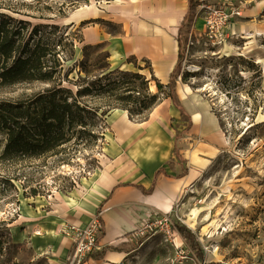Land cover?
<instances>
[{"label": "rangeland", "instance_id": "rangeland-1", "mask_svg": "<svg viewBox=\"0 0 264 264\" xmlns=\"http://www.w3.org/2000/svg\"><path fill=\"white\" fill-rule=\"evenodd\" d=\"M208 1L236 8L241 16L233 18L218 39L199 22L184 44L182 28L183 57L174 80L177 101L178 88L194 118L210 127V136L183 140L191 121L181 113V123L171 126V133H176L175 157L182 167L190 165L193 180L183 188L169 222L155 224L162 216L154 217L132 238L131 252L122 264H264V0ZM169 5L181 14L186 0H0V13L33 26L57 25L68 35L72 47H65L61 56L69 60L61 75L82 60L93 66L92 76L104 66L106 72L138 71L149 80L150 93L162 100L168 83L154 77L147 60L129 54V43L139 30L142 35L144 29L168 19ZM198 17L202 20L199 13ZM246 52L249 58L241 55ZM106 53L111 59L104 60ZM77 78V69L68 75L72 83ZM45 86L0 88V102L25 100ZM104 119V139L91 149L81 146L75 154L67 150L38 160L0 162V264H68L70 245L63 231L74 225L68 221L80 218L71 207L79 202L80 187L88 189L100 172L108 145L121 151L119 141L136 136L137 121L127 113L116 109ZM218 131L227 144L219 143ZM179 227L190 237L180 235ZM180 244L188 254L176 249Z\"/></svg>", "mask_w": 264, "mask_h": 264}, {"label": "trees", "instance_id": "trees-1", "mask_svg": "<svg viewBox=\"0 0 264 264\" xmlns=\"http://www.w3.org/2000/svg\"><path fill=\"white\" fill-rule=\"evenodd\" d=\"M187 1V13L177 37V64L170 74L169 91L165 98H169L181 115L190 121L184 107L177 101L174 80L183 57L180 31L182 28L186 30L183 37L185 44L193 29L198 5L195 0ZM58 28L57 25L33 26L28 21L0 13V88L30 83L46 85L25 100L0 102L2 163L38 160L66 153L67 150L68 154H75L81 146L91 149L99 139H104V118L111 111L122 110L130 119L142 122L161 101L157 95L150 93L149 80L138 71L106 72L104 66L97 68L100 74L92 76L89 68L93 66L82 60L61 75L63 64L69 61L61 56H64L65 47L71 49L72 42H68V35L60 33ZM106 59H109L108 53L104 56ZM76 69L78 78L72 83L68 75ZM81 73L85 76L81 77ZM61 76L64 80L59 78ZM62 82L68 86H63ZM70 85L75 89H71ZM96 102L100 105H94ZM178 232L185 239L191 235L185 227H179ZM191 244L197 251L198 244L192 237ZM107 250L123 251L122 248L107 247L103 252ZM103 252L96 253L92 258L101 259ZM197 253L200 257L201 251Z\"/></svg>", "mask_w": 264, "mask_h": 264}, {"label": "crops", "instance_id": "crops-1", "mask_svg": "<svg viewBox=\"0 0 264 264\" xmlns=\"http://www.w3.org/2000/svg\"><path fill=\"white\" fill-rule=\"evenodd\" d=\"M169 6L171 14H168V19L144 29L142 35L137 30L134 42L132 39L129 43V54L147 60L154 77L164 84L168 83L177 64V37L187 13L188 1L186 0V7H183L181 14H178L176 8ZM199 22L202 23V20L196 9L191 33L198 30ZM176 92L179 104L185 111L189 110V106L179 97L178 88ZM167 99L170 105L165 115L153 120L148 116L145 127H139L140 122H137L135 138L131 137L126 142L119 141L121 151L108 145V151L102 155L100 172L96 173L88 189L85 188V195L78 196L79 202L71 206L80 218L72 219L67 224L84 227L99 214L103 229L96 253H102L107 247L123 250L104 251L101 259L90 257L83 264H122L131 252L129 242L132 238L142 233L149 220L170 213L183 188L192 182L193 172L190 165L182 167L173 152L177 141L175 142L176 133L173 130L171 133V126L179 125L181 117L180 111ZM194 107L196 108L193 105ZM188 112L191 126L184 132L182 139L210 136L211 130L207 123L203 120L200 124L191 111ZM120 127L122 130L123 124ZM213 127L215 129V125ZM150 189L152 190L147 194ZM68 208L67 206L66 209Z\"/></svg>", "mask_w": 264, "mask_h": 264}, {"label": "built area", "instance_id": "built-area-1", "mask_svg": "<svg viewBox=\"0 0 264 264\" xmlns=\"http://www.w3.org/2000/svg\"><path fill=\"white\" fill-rule=\"evenodd\" d=\"M197 1V12L202 16V23L210 37L218 39L224 36L230 21L235 17H240L241 13L236 8L222 7L218 4H213L208 0ZM192 43H190L191 45ZM169 214L163 215L158 220H154L155 224H162L169 222ZM147 227V224L144 228ZM103 225L99 215H96L84 227L76 225H68L63 233L69 240L70 255L67 258L68 264H83L87 259L92 257L98 250V240L102 232ZM180 246H176L181 254H188L183 252ZM183 250V251H182Z\"/></svg>", "mask_w": 264, "mask_h": 264}, {"label": "bare ground", "instance_id": "bare-ground-1", "mask_svg": "<svg viewBox=\"0 0 264 264\" xmlns=\"http://www.w3.org/2000/svg\"><path fill=\"white\" fill-rule=\"evenodd\" d=\"M243 57H247V58H249L248 57V53L246 52V53H242L241 54ZM254 60H255V62H257V63H259L260 61H261V57H260V55L258 54V53H256L255 55H254ZM243 73V72H242ZM205 91V90H204ZM170 103V101L167 99V98H164V99H162L152 110H151V112H150V114H149V118L150 119H158V118H160V117H162V116H164L165 115V113H166V111H167V108L169 107V104ZM147 121L145 122V121H142V122H140L139 123V127H145L147 124ZM196 128H194V130H195ZM219 132V131H218ZM220 134H218V137H219V139H220V142L219 143H221V144H223V145H225V144H227V141H226V138H224V136H223V133H221V132H219ZM80 193H81V195H85V193H86V189L84 188V187H80ZM56 196H57V198H58V200L60 201V202H62L63 204H65V206H67V204H66V202L59 196V195H57L56 194ZM23 221H26V220H28L27 218H25V217H20Z\"/></svg>", "mask_w": 264, "mask_h": 264}]
</instances>
